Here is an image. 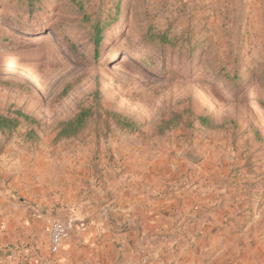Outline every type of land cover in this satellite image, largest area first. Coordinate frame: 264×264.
Masks as SVG:
<instances>
[{
	"label": "rangeland",
	"instance_id": "obj_1",
	"mask_svg": "<svg viewBox=\"0 0 264 264\" xmlns=\"http://www.w3.org/2000/svg\"><path fill=\"white\" fill-rule=\"evenodd\" d=\"M82 109L81 132L56 139ZM17 111L35 121L0 132V162L54 189L177 114L169 130L201 152L178 242L264 264V0H0V113Z\"/></svg>",
	"mask_w": 264,
	"mask_h": 264
},
{
	"label": "crops",
	"instance_id": "obj_2",
	"mask_svg": "<svg viewBox=\"0 0 264 264\" xmlns=\"http://www.w3.org/2000/svg\"><path fill=\"white\" fill-rule=\"evenodd\" d=\"M151 139L121 142L108 156L102 153L96 178L81 176L75 187L70 178L57 190L23 175L6 154L0 162V264H216V255L202 247L214 241L210 236L178 242L175 233L192 212L185 202L195 182L181 174L201 153L197 140L186 144L174 131ZM66 215L77 228L52 252L51 221ZM19 244L35 257L12 254Z\"/></svg>",
	"mask_w": 264,
	"mask_h": 264
},
{
	"label": "trees",
	"instance_id": "obj_3",
	"mask_svg": "<svg viewBox=\"0 0 264 264\" xmlns=\"http://www.w3.org/2000/svg\"><path fill=\"white\" fill-rule=\"evenodd\" d=\"M89 115H90V111L88 109H82L72 119L61 122L58 126L59 130L55 138L56 139L69 138L79 134L81 130L85 127ZM113 115L118 118L117 121L119 125H122L124 127L135 126V124L129 121L128 119L123 118L118 114H113ZM21 118H23L26 121H35L30 116L22 113L21 111L15 112L14 115H4L0 113V132L15 130L18 126L21 125L22 123ZM177 118L178 115L174 114L170 119L163 120L160 124L159 130L157 132L158 134L156 136H161L169 132L170 131L169 125L171 121ZM199 119L203 124L208 121V118L206 116H200Z\"/></svg>",
	"mask_w": 264,
	"mask_h": 264
},
{
	"label": "built area",
	"instance_id": "obj_4",
	"mask_svg": "<svg viewBox=\"0 0 264 264\" xmlns=\"http://www.w3.org/2000/svg\"><path fill=\"white\" fill-rule=\"evenodd\" d=\"M77 222L74 216L66 215L65 217H57L51 221L50 226V240H51V250L52 252H56L63 241L70 236V234L76 230ZM12 254L17 255L21 253L28 260H32L34 256V252L30 249V247H26L24 244H19L12 248Z\"/></svg>",
	"mask_w": 264,
	"mask_h": 264
}]
</instances>
